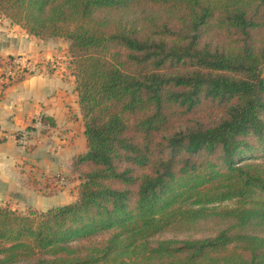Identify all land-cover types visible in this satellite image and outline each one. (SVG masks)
<instances>
[{"label": "trees", "instance_id": "obj_1", "mask_svg": "<svg viewBox=\"0 0 264 264\" xmlns=\"http://www.w3.org/2000/svg\"><path fill=\"white\" fill-rule=\"evenodd\" d=\"M0 14L69 41L86 139L74 201L0 204V264H264V0H0ZM184 226L207 232L167 235Z\"/></svg>", "mask_w": 264, "mask_h": 264}, {"label": "crops", "instance_id": "obj_2", "mask_svg": "<svg viewBox=\"0 0 264 264\" xmlns=\"http://www.w3.org/2000/svg\"><path fill=\"white\" fill-rule=\"evenodd\" d=\"M68 45L64 38L31 35L0 14V66L12 55L37 63L16 82H0V204L17 211H44L77 197L79 179L70 168L74 156L86 151V139ZM42 114L54 122L47 131ZM20 132L29 135L25 144Z\"/></svg>", "mask_w": 264, "mask_h": 264}, {"label": "built area", "instance_id": "obj_3", "mask_svg": "<svg viewBox=\"0 0 264 264\" xmlns=\"http://www.w3.org/2000/svg\"><path fill=\"white\" fill-rule=\"evenodd\" d=\"M37 64L31 58L23 55L7 56L3 59L0 66V82L2 87H5L13 82H16L23 76L36 71ZM22 144L27 142L26 133H21L17 137ZM59 182H63V177H58Z\"/></svg>", "mask_w": 264, "mask_h": 264}, {"label": "rangeland", "instance_id": "obj_4", "mask_svg": "<svg viewBox=\"0 0 264 264\" xmlns=\"http://www.w3.org/2000/svg\"><path fill=\"white\" fill-rule=\"evenodd\" d=\"M15 56V55H14ZM50 60V59H49ZM53 60H50L49 62L50 63H53L52 62ZM36 63V62H35ZM37 64V63H36ZM261 74L262 76H264V66L261 67ZM2 86V85H1ZM221 112V109H215L212 111L211 115L213 116L212 118H214L215 116H217L218 114H220ZM183 122V121H182ZM226 203V202H225ZM205 225V224H204ZM251 230V228H249ZM204 232H207V229L206 228H203V227H187V226H184V227H180V228H177L175 230H171L167 233V235H172V234H178L179 236H183L185 234H191V233H194L196 234L197 236L198 235H201V234H204ZM19 264H22V263H19Z\"/></svg>", "mask_w": 264, "mask_h": 264}]
</instances>
